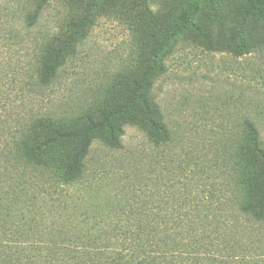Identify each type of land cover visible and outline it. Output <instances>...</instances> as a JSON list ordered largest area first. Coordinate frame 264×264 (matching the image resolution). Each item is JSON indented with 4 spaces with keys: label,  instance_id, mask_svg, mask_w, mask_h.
<instances>
[{
    "label": "rangeland",
    "instance_id": "rangeland-1",
    "mask_svg": "<svg viewBox=\"0 0 264 264\" xmlns=\"http://www.w3.org/2000/svg\"><path fill=\"white\" fill-rule=\"evenodd\" d=\"M188 1L213 44L247 52L209 51L189 27L170 43L165 72L151 89L170 141L155 146L125 124L120 148L95 141L83 179L55 190L52 215L65 220V246L74 252L67 264L118 253L145 264H264V221L239 212L230 167L244 121L264 141V18L246 14L241 1L0 0V113L23 109L47 38L77 36L57 80L47 90L35 87L40 93L26 106L75 114L133 71ZM33 203L12 220L0 212V229L10 220L25 227ZM52 203H43L46 216Z\"/></svg>",
    "mask_w": 264,
    "mask_h": 264
},
{
    "label": "trees",
    "instance_id": "trees-1",
    "mask_svg": "<svg viewBox=\"0 0 264 264\" xmlns=\"http://www.w3.org/2000/svg\"><path fill=\"white\" fill-rule=\"evenodd\" d=\"M239 1L246 14L264 18V0ZM217 2L219 0H209L211 6ZM197 12L195 3L186 2L172 21L171 29L152 40L153 49L141 54L133 71L122 75L117 86L103 90L90 106L70 115L57 116L26 106L33 94L40 93L33 90L35 87L47 90L57 80L74 50L77 36L73 34L67 41H55L54 36L45 40L38 52L31 82H28L26 99L21 101L23 109L0 113V212L12 220L25 212L28 202L33 201L35 207L32 218L25 220V227L11 226V220L3 221L0 236L11 243L0 240V264H67V259L74 257V252L65 246L68 230L65 220L54 219L52 215L59 210L54 205L55 190L83 179L84 162L95 141L111 149L120 148L125 124L136 125L155 146L170 141V131L152 98L151 89L155 78L165 72L164 58L171 48L170 43H175L186 27L191 28L189 35L193 40L209 51L229 50L237 56L247 52H243V45L235 49L229 44H213L194 24ZM80 28H83L82 23ZM230 167L239 212L264 221V141L250 121L240 126ZM48 198L53 201V211L49 209L46 216L43 203ZM107 258L93 262L145 264L140 258L127 259L122 253Z\"/></svg>",
    "mask_w": 264,
    "mask_h": 264
}]
</instances>
